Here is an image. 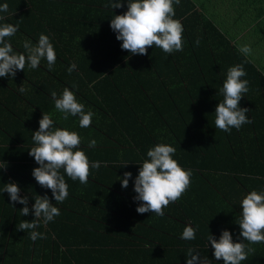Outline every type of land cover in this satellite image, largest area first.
Listing matches in <instances>:
<instances>
[{
    "label": "trees",
    "instance_id": "obj_1",
    "mask_svg": "<svg viewBox=\"0 0 264 264\" xmlns=\"http://www.w3.org/2000/svg\"><path fill=\"white\" fill-rule=\"evenodd\" d=\"M5 3L9 7L7 12H0V17L4 18L0 20V24H19L17 33L6 38L14 51L23 53V41L27 39L35 44L41 33L49 36L56 51V66L54 65L52 71H48L46 60H42L37 69L29 71L26 65L23 73H16L15 76L29 82L39 95L36 99H25L27 106L34 108L40 117L42 113H50L54 108L50 93L55 91L59 96L68 87L78 101L85 105V111L91 109L94 112L91 126L95 128V124H104L105 132L114 127L118 137L117 141L113 137H109V140L105 138V141L101 139L100 144L91 148L86 142L81 143L80 149L85 152L89 161L101 163L99 169L90 170L87 183L98 186L96 193H100L89 199L82 194H74V191L69 192L64 201L79 199L90 209H75L72 203L67 208V203H56V207L58 204L61 206L58 207L60 215L47 225L41 219L40 226L34 229L46 238L32 241L28 231H18L17 227L22 220L31 222L34 219L31 212L33 198L35 195L47 194L55 203L51 191L41 188L32 176V170L38 165L28 155V150L34 146L31 136L32 132L38 130L39 125L36 129L29 126V129H23L25 131L18 138L12 136L9 130H4L8 137L12 136V141L0 145V162L7 164L6 169H0V264H114L109 262V256L105 257V254L112 255L116 249L117 242L112 239L111 234L112 228L119 221L112 220V212L120 209L113 208L115 206L111 204L108 194L120 183L115 177H123L124 172L132 173L128 186L133 189L139 165H142L147 158V151L158 140L176 148L173 159L183 169L192 171L191 184L176 202L169 204L170 208L178 212L171 214L178 223L172 224L170 233L165 226L159 227L156 221L158 217L150 212L139 214V220L145 226L140 228L144 227L145 231L153 233L168 232L180 240L174 239L170 245L172 258L169 264H185L189 247L199 251L202 257H208L213 264H223L222 260L214 259L211 246H207L208 230L216 239H219L222 230H228L233 235L234 242H241L242 238L237 239L240 233L237 224L240 201L252 190H264V79L260 71L239 52L229 47L211 25L203 23V26L214 32L219 44L225 45L228 51H222L228 55L227 58L233 66L243 64L246 73L255 76L258 82L255 80L253 84H256L261 93L260 106L256 112L251 109L249 99L243 98L242 108L249 109L246 115L251 123L241 126L239 130L232 128L225 133L215 127V110L211 109L215 103L211 105L212 99L204 98L206 111L203 112L199 109L194 95L185 99L168 96L166 92L165 96L156 95L153 85L160 84L163 87L164 83L148 79L147 74L153 73V67L144 60L146 56H129L127 51L115 50L117 40L113 31L103 29L105 33L99 34L100 37L96 35L94 40L87 41L82 40V37H86L84 33L74 35L75 30L77 33L93 31L84 26L82 13L76 11L79 0H0V5ZM188 48V59L191 58L198 73H222L223 68L215 66L216 56L212 50L208 53L202 52L201 65L198 57L200 53L191 45ZM98 58L101 60L98 61ZM124 58L126 60L118 67L110 69L104 65L109 61L118 63ZM171 61L175 65V61ZM72 63L77 67L69 74L67 69ZM193 68L192 66L187 69L191 73ZM174 70L175 73L178 72L177 67ZM154 73L161 74V71ZM31 76L36 78H28ZM73 83L77 85L76 88H72ZM9 90L8 84L0 78L1 93L7 91L12 94L13 101L23 100L15 88L10 92ZM0 108L9 110L18 119L16 122H21L22 113L5 106L1 99ZM146 108L156 113L144 111ZM60 115L58 112L56 120L53 119L55 127L71 131L82 130L78 117H69L67 121H63ZM147 119H154L150 120L153 126L150 131H146ZM157 123L162 128L155 131ZM258 123L263 126L258 127ZM134 130L139 133H134ZM11 152L19 154L11 156ZM108 170L115 175L113 178L108 177ZM65 179L68 185L80 183L67 177ZM10 181L16 182L20 187L21 196L29 197L28 216H21L19 210L23 205L12 204L8 194L2 192L4 184ZM112 195L116 196V193ZM97 196L102 198L98 199ZM133 197L125 194L119 196L125 202L119 205L125 210L120 211L123 218L126 216L132 219V215L128 213L132 209L130 202ZM170 211L167 208L164 215ZM188 225L196 229V239L193 241L180 239L183 228ZM250 246L255 252L241 264H264V243Z\"/></svg>",
    "mask_w": 264,
    "mask_h": 264
},
{
    "label": "clouds",
    "instance_id": "obj_2",
    "mask_svg": "<svg viewBox=\"0 0 264 264\" xmlns=\"http://www.w3.org/2000/svg\"><path fill=\"white\" fill-rule=\"evenodd\" d=\"M180 0H127V11L120 15H113L109 27L116 34L115 38L121 43V49L131 55H147L148 48L153 45L163 50L164 53L183 51V25L175 19V7ZM124 6L123 0H108L105 7L119 9ZM8 4L0 5V12L8 11ZM0 17V20H3ZM19 24H0V78L12 79L18 71L24 72L25 66L35 70L42 60H46L48 71H52L56 63V51L48 35L41 33L38 41L33 44L25 39L22 47L23 53L13 50L12 44L6 38L14 36ZM199 46L200 41L197 40ZM239 51L251 55V47L247 44L240 45ZM77 65L72 63L67 71L71 74ZM247 75L243 64H236L227 69L226 79L219 89L223 100L215 107V127L225 133L230 129L239 130L242 125L251 123L246 113L248 108L239 107V102L249 91V81L241 79ZM77 85L73 83L72 88ZM24 91L23 88H19ZM54 107L59 112L60 119L67 121L69 117H78L81 128H88L92 124L94 112L85 111V105L78 101L76 95L68 87L58 96L55 91L50 93ZM53 114L42 113L38 121V130L32 132L33 147L28 150V155L34 158L38 167L32 170V176L37 184L51 191L53 203L47 194L35 195L31 212L34 219L29 222L22 220L17 227L18 231H28L32 241L45 239L46 236L34 229L40 226L39 221L47 225L60 215L56 203H62L68 198V183L65 177L80 184H87L91 169H99L100 161L90 162L88 156L80 149L82 139L78 132L67 128L54 126ZM88 146L95 147L96 141L90 140ZM176 148L165 143L151 147L146 153V159L139 165V171L133 181L134 202H139L135 211L138 214L155 213L163 217L164 209L170 203L176 202L191 184V170L183 169L173 159ZM127 166V164L125 165ZM124 166V167H125ZM7 164L0 162V169H6ZM131 172H124L123 177H118L122 189H126ZM20 187L16 182L4 184L2 192H6L12 204H20L21 216H28L29 197L20 195ZM238 226L241 242H234L233 235L228 230H222L219 239H216L208 230L207 246L213 250L212 255L216 261L223 264H241L255 249L252 244L264 243V190H252L240 201ZM180 239L193 241L196 239V229L191 225L183 228ZM244 241L248 243L245 244ZM195 253V254H194ZM185 264H213L208 257H202L195 248L189 247Z\"/></svg>",
    "mask_w": 264,
    "mask_h": 264
},
{
    "label": "crops",
    "instance_id": "obj_3",
    "mask_svg": "<svg viewBox=\"0 0 264 264\" xmlns=\"http://www.w3.org/2000/svg\"><path fill=\"white\" fill-rule=\"evenodd\" d=\"M123 2L124 6L122 8L111 10V8L105 7L108 0H82V2L79 0V3L77 4L79 6L76 11L82 13L84 17V26L89 27L90 30L93 29V31H79V33H77L78 31L75 30L74 35L84 33L86 37H82V40L87 41L94 40L96 35L100 37L99 34L103 32L105 33L103 29L111 30L109 24L113 15H120L127 11V0H123ZM174 7V18L181 21L184 29L182 34L184 40L183 51L167 54L164 53L162 49L153 45V48H148L147 55H145L146 58L144 57L146 63L153 67L151 68L153 73H151V75L147 74L148 79L153 82L160 81L164 83L163 87L160 84L153 85V91L156 95L165 96L167 93L168 96L173 95L181 99L194 95L198 100L197 103L199 109L203 112L206 111L204 98L212 99L211 105L212 103H215L213 108H211L213 111L215 110L217 103L223 100V96L219 94V89L222 87V83L226 79L227 69L233 66V63L227 58L228 55L224 53L228 51L225 45L221 43L219 44L214 32L208 29L207 26H203V23L209 24V26L211 25L215 32L225 40L229 47L239 52L260 71L261 77L264 79V51L263 58L259 55L256 57L252 53L251 55L246 56L239 51L240 45L247 44L251 47V50H253L254 48L260 47L262 41H264V0H180V4ZM249 34L252 36H246ZM88 36H90V38H87ZM197 40L200 41L199 46L195 43ZM116 43L117 47H115V50L125 51L121 49L122 42L116 41ZM188 45H191L196 52L200 53V55H198L200 64L201 60H203L202 52L208 53V51L212 50L216 56L215 66L219 65V67H222V73H215L213 70V73L211 74H208L207 72L205 74L198 73L195 65L191 63V58L188 59V55L190 54ZM128 55L132 56L130 53H128ZM98 59V61L101 60L100 58ZM125 60L126 59L124 58L118 63L116 61L114 64L109 61L108 63H104V65L109 66L110 69H112V67H118ZM171 60H173V63L175 61V65L172 64ZM98 64L100 63L98 62ZM150 65H148V67ZM192 66L194 68L190 73L189 69ZM175 67L178 68V72L176 73L174 70ZM29 71L32 70L30 69ZM156 71H161V74L154 73ZM28 78L35 79L36 76ZM241 79L249 81V91L244 94L243 98L249 99L252 107L251 109L256 112V110L259 109L261 97V93L257 90L256 84H253L257 80L255 79V76L248 74ZM2 80L8 84L10 90L15 88L16 91H19L23 100L16 99V101H13L14 96L12 94L7 91H4V93L0 92V99L5 106L7 105L10 109H17L22 113L21 122H16L18 119L13 116L12 113H9V110L0 108V128L3 129H0V145L4 142H6V144L11 143L13 135L15 138H18V136L20 137V133L25 131L23 129H29L28 126L36 129L38 121L41 119V117L37 115L38 112L36 111L35 113L34 108L27 106L25 100L27 98H31L30 100L33 98L36 99L39 96L34 87L31 86L29 82L22 80L17 76L12 79L5 77L2 78ZM19 88H23L24 91H20ZM243 98L239 102V107L241 108L244 107ZM149 110L151 109L146 108L144 111L156 113L155 111ZM50 111V113L53 114V119L56 120L58 112L55 110V107ZM147 120L148 130L146 131H150V128L153 127L151 126L152 122H150V120L153 121L154 119ZM95 126V128L90 126L88 128H82L81 131H75L79 133L82 142H86L87 144L90 140L94 139L96 145H98L103 140L105 141V138L109 140V137H113L114 140L117 141V129L112 127L105 132L104 124H95ZM244 126L245 124L242 125V127ZM257 126L262 127L263 125L258 123ZM160 128H162V125L157 123L155 131H158ZM4 130H9L12 136L8 137ZM134 131V133H139L138 130ZM156 143L159 144L165 142L158 140ZM17 154L19 153L11 152V156H17ZM108 173V177L110 176L113 178V176H115L111 170H108ZM118 177L119 175L115 177V180L118 179ZM103 180L104 178L101 182H103ZM97 187L87 184L82 186L80 183H73L72 185H69L68 193L74 191V194L76 193V195L82 194V196L92 199L90 197L100 193H96ZM111 192L116 193V196H113L110 192L108 194V198H111V204L115 206L113 208H119L120 211L123 210L125 212L123 208L121 209L119 207L120 204H125L119 196L122 194L135 196L132 187L130 188L128 186L126 189H122L121 183H119ZM97 198H102V196H97ZM66 203L68 205L67 208H69L72 203L74 205L73 208L75 209L76 207H84V210L90 209L85 202H82L79 199L63 201V204L66 205ZM138 203L139 202H134V200L130 202L132 209H130L128 215H132V219H129L126 216L123 218L119 210L112 212V215L114 216L112 220L116 219L119 221L117 225L112 228L111 234L112 239L117 242V246L112 254L113 256L105 254V257L109 256V262L114 264H166V262L169 264L170 259L172 258L170 257L171 252L169 251L170 245L174 239L180 241L169 234L172 230V224L176 225L178 223L177 220H174L175 218H173L172 215L178 214V212L175 209L170 208V204L164 209H171L169 214H165L163 217L155 215V217H158L156 221L159 227L165 226V229L168 230L169 233L159 231L157 233L148 232V230L145 231V226L143 225L144 222L139 220V214L135 211L136 207L139 206ZM58 207H61L60 204H58ZM140 226L144 227L140 228Z\"/></svg>",
    "mask_w": 264,
    "mask_h": 264
},
{
    "label": "rangeland",
    "instance_id": "obj_4",
    "mask_svg": "<svg viewBox=\"0 0 264 264\" xmlns=\"http://www.w3.org/2000/svg\"><path fill=\"white\" fill-rule=\"evenodd\" d=\"M246 36H252L251 34H249V35H246ZM264 37V36H263ZM263 51H264V41H262V45L260 46V47H257V48H254L253 50H252V54L254 55V56H260V57H262L263 58ZM263 63H264V58H263Z\"/></svg>",
    "mask_w": 264,
    "mask_h": 264
}]
</instances>
